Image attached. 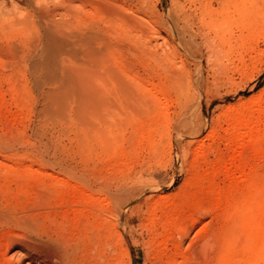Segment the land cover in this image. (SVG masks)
<instances>
[{"label": "rangeland", "instance_id": "obj_1", "mask_svg": "<svg viewBox=\"0 0 264 264\" xmlns=\"http://www.w3.org/2000/svg\"><path fill=\"white\" fill-rule=\"evenodd\" d=\"M128 1L135 11L148 16L150 32L160 30L165 36V40L160 39L153 32V38H158L160 45L157 47L151 40L153 44L147 54H142L131 48L134 47L132 38L140 34L130 31L124 41L125 49L119 53L122 58L132 53L127 57L136 62L132 69L136 76L133 74L131 85L134 88L136 85L140 97L149 99L144 106L153 99L156 108L151 112L148 109L150 113L146 114L147 110L137 107L139 114L141 110L145 111L144 115H136V109L126 113L118 110L120 116L118 114L119 119L115 120L120 124L114 129L115 147L110 146L114 152L107 157L108 149L104 148V151L103 145L92 140L90 143L95 152L90 157L84 155V145L80 146L82 134L78 127L76 129L78 120L74 117L60 121L49 118L45 107L46 86L44 89L37 87L29 66L20 59L0 56V190L11 191V197L9 192L7 199L23 198L22 201L31 206L36 197L33 191L42 190L40 176L48 181L52 193L77 191L78 181L61 172L57 160L62 158L79 168L94 164L99 167L104 180H124L133 191L127 215L130 217L128 233L129 236L132 234L129 238L134 239L129 240L128 245H120L123 250L128 246L130 254L122 251L123 255H120L119 244L113 242L110 249L106 248L101 264H118L115 262L119 260L122 264H204L203 240L210 236L215 238L217 245L213 250L209 249L206 264H264V0H147L148 5L139 0ZM190 31L201 33L196 42L189 41L192 51L179 44L189 40L185 32ZM26 38V35H19L8 41L0 36V44L2 41L3 46L20 44ZM203 38L218 45L217 51L222 46L219 56L224 53L226 57L218 58L225 66L218 64L221 62L215 57L209 61L208 55L203 53L206 52ZM170 42L178 44H173V49ZM137 52L140 55H134ZM201 59L202 66L194 69ZM212 65L214 69L210 68ZM219 65L224 66V70L222 66L218 68ZM182 66L186 70L182 71ZM172 67L174 71H171ZM175 69L181 71L177 75L182 78L183 73L190 74L184 75L183 80L185 83L189 79L188 85L192 83L188 91L184 84L186 95L183 87L172 85L174 81L170 77L173 78ZM178 88L182 89L180 93L185 95L186 102ZM156 93L159 99H155ZM184 105L191 107H188L189 123L193 119L190 123L195 125L193 128H189L192 127L190 124L186 128L178 125L180 118L187 114ZM250 132L257 139H248ZM181 133L190 136L182 137ZM57 148H62L63 156ZM103 154L109 158L107 162L103 161ZM29 165H34L40 172L37 170L34 175L26 172ZM41 172L47 175L37 176ZM94 190L96 196L103 197L96 201L98 206L87 200H80L79 206L85 208L89 203L87 208L91 209L101 205L104 218L113 221L115 217L108 214V210L114 206L105 200L108 194ZM52 203L54 200L49 202ZM104 206H108L107 209ZM229 231L236 237H231ZM112 250L116 254H112Z\"/></svg>", "mask_w": 264, "mask_h": 264}, {"label": "bare ground", "instance_id": "obj_2", "mask_svg": "<svg viewBox=\"0 0 264 264\" xmlns=\"http://www.w3.org/2000/svg\"><path fill=\"white\" fill-rule=\"evenodd\" d=\"M139 1H141L142 4L148 3L147 0H139ZM128 2H129L128 0H62L60 6L46 11L36 8L34 6L33 0H18V3L23 4L24 7H26L28 10L29 14L26 20L22 22V26L5 27L3 29H0V36L8 38V41L10 40V38H14L15 36H19V35L27 36V38L24 41H22L20 44L14 43L11 45L9 44L8 46H3L5 44L1 45L3 42L2 41L0 44V56L6 55L9 56L10 58L12 57L13 59H17V58L20 59L22 62L25 63V66L26 64L29 66L34 82L35 84L38 85L37 87L39 88L41 87L44 89V87L46 86L44 91L45 92L44 95L46 98L45 99L46 106L45 105L44 106L46 107V112L49 118L50 117L52 119L55 118V120L59 119L58 121H60L74 117L76 120H78V122L76 120L75 121L77 122L78 125L76 126V129L78 127L77 130H80L82 134V139H81L82 142H80L81 144L80 146H82V144L84 145L83 147L85 149L83 150H86V153L85 152L83 153L84 155L90 157H92L91 154H93V151L95 152L94 148L92 147V143H93L92 140L103 145V150L104 148L106 150L108 149L107 157L112 155V153L114 152L113 151L114 148H110V146L111 144L112 146H114L113 144H115L116 138L114 137L115 136L114 129L119 127L118 125L120 124V123L117 124L118 121L115 120V118L118 117L117 116L118 114L120 116V112L119 113L117 112L118 110H122L123 112L126 113L127 110L134 111L135 109L137 110V107L138 109L141 107L142 110L144 109L145 111L147 110L146 111L147 114L148 109L149 111L150 110L153 111L154 108H156V104L152 103L153 99L151 102L147 101L146 102L147 105L144 106L143 104L145 103V101L149 99L147 98L143 99L142 97H140L141 95L139 94L140 95L139 96L137 93L138 91L136 92L135 90V88H137L136 85L135 88L133 87V84L131 85V80L134 78L133 77L134 73L132 74L133 63L136 62L134 60H130V58L127 57L130 56L132 53H129L127 51L129 54L128 56H125L126 58L124 57L122 58L123 55H119V53L121 50L125 49L124 41L127 37L130 36L129 34L130 31H135L137 34H140L139 37H134L136 35L134 34L133 36L134 38H132L134 40V47L131 48H135L136 51L138 50L142 54L146 53L147 50L150 49L149 48L150 45L152 46L153 43L151 44L152 42L151 40H154L153 42H155V45L157 47L158 45H160L158 43V38L156 39L153 38V34L154 35L155 33L158 34L160 39L162 37L164 40H165V36H162V32L160 30L156 32H154L155 31L154 30L153 31L154 33L150 32L148 28L149 25L148 22H150L148 21V16L146 14H141L142 12L138 13L137 10L136 12L132 8V6L129 5ZM161 22H163V20H161L160 23ZM198 34L201 33L190 31L186 34L185 32V35H189L188 38L189 40L185 39L184 36L183 37V39H185L184 44L182 43L179 44H181L183 47L188 49V51H192V48H190L191 46H189V43L191 42L193 44V42H196V38L198 37ZM176 35L178 34L176 33ZM208 38L207 39L203 38L204 39L203 43L205 44L207 49V50L205 49L206 52H204L201 49L203 53H206L208 55L207 56L208 59L211 57L213 58L215 57L216 59L218 57L219 58H223V56L226 57V55H223L224 54L223 52H222L223 56L222 55L219 56L221 54L220 51L222 50V46L221 49L220 48L218 49V51L220 50L218 52L216 49L218 45L215 46V44L210 42ZM128 42L130 45V41ZM173 44H178V43H173ZM173 44L171 43V46H173L174 49ZM196 45L197 47L200 48V45H198V43ZM139 52H137L138 54L135 53L134 55H140ZM149 52H153V51L149 50ZM194 53L195 52H193V54ZM118 55L121 56L120 57L121 60L118 59L119 58ZM134 55L132 57H134ZM142 56L141 57L139 56L140 58H142V60H140L139 58L137 59L143 61ZM219 58H218L219 61L222 60ZM17 61L21 63V61L19 60ZM209 61L207 62V64L209 63ZM212 62L214 61L211 60L210 63L213 64ZM196 63L198 66H195L194 69L196 67L202 66L203 64L202 59ZM218 64H223V62L221 63L218 62ZM213 65L215 67V64ZM213 65L210 66L211 69H214ZM219 66L218 68H221L222 65ZM224 66H222L223 70L225 68ZM172 69L174 71L173 67L171 68V71ZM183 69L186 70L182 66L181 70L183 71ZM175 72H172V75H174L172 77L173 78L175 77L174 78L175 80L170 77L171 81H174V83L172 82L173 84L172 83L171 84L173 86L174 84H176L179 88L183 87L182 88L183 90L185 89L184 87L185 84L186 85L185 90L188 91L187 89L188 86L190 90L191 89L190 86L192 83L190 82L189 85L187 84L189 79L188 80L186 79L187 82L183 83V80L186 78L184 77V75H187L188 72L183 73L184 74L183 78L182 76H179L181 71L177 72L176 70ZM177 73L179 75H177ZM218 74L215 72L216 76ZM134 75L136 76V73ZM189 75L190 74L188 73V76ZM201 78L202 77L199 75V79ZM139 79L141 80V77ZM199 81L202 80H198V82ZM133 83L135 84L134 81ZM176 85L174 87H176ZM182 89H179L180 91L178 92L180 93ZM185 90L183 91L184 94H185ZM181 94L182 93H180V95ZM154 95L156 96V97L154 96L155 99H159L157 97L158 96L157 93ZM185 95L182 94L181 96L185 97ZM188 96L189 95L187 94V97ZM193 97L195 96L193 95ZM183 99H185L186 102V97ZM189 101L192 102L191 98H189ZM189 101L187 100L188 104L190 103ZM148 103L152 104L153 109L151 105ZM148 105L150 106L151 109L148 108L149 107ZM184 107L187 111V114L182 118H180L179 121L180 124L178 125L185 126L186 128L187 124H190L193 119L189 123V119H191L190 118L191 114L190 112H188V110L189 108L191 109V107L188 108L185 105ZM142 110L140 112L141 114L145 112V111L142 112ZM138 112L139 110H137L136 115L139 114ZM150 112H148V114ZM122 114L123 113L121 112V115ZM68 121L65 123H68ZM191 126L192 127L189 126L188 127L193 128L195 125L193 126L192 123ZM186 135L181 133L182 137ZM188 136H190V134ZM247 137L248 139H254V140L257 139L253 132H250ZM110 149H113L112 150L113 152H111ZM61 151L60 152L57 151V152L62 153L61 155L63 156V151L62 152ZM67 159L69 160V158ZM108 159L109 158H105L103 161L106 160L107 162ZM72 162L75 163L73 160ZM108 163H111L110 165H113L112 162H108ZM75 164L77 165V163ZM85 164L87 165V163ZM56 165L57 167H59L60 171L63 172L64 174L75 177V180H77L79 183L77 191L74 190V192L73 191L63 192L57 190L58 192L55 191L56 193L53 192L54 193L53 194L52 191H50V188H48L49 187L47 183L48 181L46 182L40 176V175H44V173L46 172H41V174L37 175L40 176L38 177V179H40L39 181L41 182L42 185V186L40 185V187H42V190L35 191L36 189L35 190L33 189L34 190L33 192H36L35 193L36 197L34 201H32L33 203H31L32 204L31 206L29 204H26V202L24 203V201H22L23 198L22 199L13 198L16 201L9 200V198L7 199L9 192L11 197V191L7 192L1 188L0 190V264H101V261L105 256L106 248L108 249L109 247H111V245L113 246V242L114 243L116 242L117 246L119 244V254L122 251H125V253L129 255L130 254L129 247L126 246L127 248L123 250L124 249V248L122 249L123 246L120 247V245L124 243H125L124 245H126L127 243H129L130 240L129 237L132 235L130 233L131 235L129 236L128 233V227H130V217L129 215H127V212L130 210L133 201V196H132L133 191L131 186L124 180H115V179L110 181L109 179L108 181L104 180L103 178L104 176L102 177L99 172L100 170L99 167L97 168L96 165L94 164L88 165L86 168L83 167L84 165H82L81 168L73 167L72 166L73 164L70 165V162L67 163L64 161V159L60 158V160H57ZM52 168L54 169V167ZM37 170L35 169L34 165H29L26 169V172L28 171V173L34 175V173ZM14 172H17V170ZM20 174L22 175L23 173H19V175ZM28 175L25 174V176ZM45 175H47V173ZM25 176L24 178H26ZM16 177H18V175ZM21 177L23 176H19V178ZM94 188L97 189V191L102 190L108 194V199L105 198V200L106 201L108 200L109 201L108 203L112 202L110 204H113L114 206L113 207L114 209L112 208L108 210V214H111L112 216L114 215L113 217H115L113 221L108 222V219L104 218L105 217L104 213L103 211H101L102 209H100L101 205H99L100 208L91 207V209L87 208L88 205L90 207L89 203L87 207L84 206L86 209L79 206L81 202L80 200L82 201L87 200L90 203L91 202L96 203V201L100 199L99 197L100 194L97 192L99 196H96V192H94L95 191ZM64 190L66 189L64 188ZM68 192L71 195H69ZM106 193L105 195H107ZM101 198L102 199L100 200H103V197ZM50 200L51 201L54 200V203H52L53 205L49 204V202H51ZM98 204L96 206H98ZM104 207L105 209H107L108 206L107 207L104 206ZM235 230L236 228L234 229V231ZM230 232L232 231H229L228 234ZM230 236L233 237L232 233H230ZM132 240H130V242ZM216 245L217 244L213 236L212 237L210 236L206 239L204 238L203 240L204 254L203 253L202 254L206 256V258L203 259L205 260L208 259L207 253H210L211 251L209 249L214 248ZM113 250H112V254L115 253L113 252ZM107 252L109 251L107 250ZM106 255L108 256V254ZM111 257L114 259L113 256ZM119 257L122 258V256ZM128 260H130V258ZM205 260L204 261L202 260L204 264H206ZM119 262L121 261L119 260ZM119 262L117 261L115 263L120 264Z\"/></svg>", "mask_w": 264, "mask_h": 264}, {"label": "clouds", "instance_id": "obj_3", "mask_svg": "<svg viewBox=\"0 0 264 264\" xmlns=\"http://www.w3.org/2000/svg\"><path fill=\"white\" fill-rule=\"evenodd\" d=\"M34 6L42 10H50L61 5L62 0H33ZM26 7L18 0H0V29L22 26L28 16Z\"/></svg>", "mask_w": 264, "mask_h": 264}]
</instances>
